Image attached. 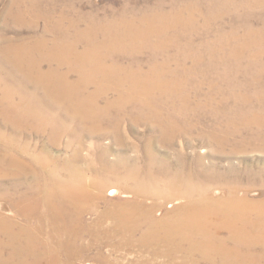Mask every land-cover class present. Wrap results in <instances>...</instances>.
Here are the masks:
<instances>
[{"label":"bare ground","instance_id":"bare-ground-1","mask_svg":"<svg viewBox=\"0 0 264 264\" xmlns=\"http://www.w3.org/2000/svg\"><path fill=\"white\" fill-rule=\"evenodd\" d=\"M59 1L11 0L7 7V17L30 30L39 21L45 26L43 34L0 40V116L5 123L38 131L58 127L82 144L88 121L96 128L93 134L102 133L106 119H118L110 115L113 107L124 108L126 102L139 118L163 129L165 143L197 134L203 145L218 151L228 144L232 150L248 142L264 145V0H152L103 13H84L74 0ZM108 92L118 99H106L101 106L99 99ZM79 153L75 150L74 157ZM34 158L41 165L32 175L47 193L38 205L20 211L58 228L67 239L60 243L67 257L84 231L77 215L82 207L111 183L109 194L118 196L121 188L115 186L125 188L127 182L129 199L105 217L115 220L106 230L110 238L129 234L156 254L199 253L209 264H264V200L238 196L237 188L228 186L237 179L227 181L225 173L208 176L203 155L195 160L197 170L188 172L183 154L174 159L177 165H157L154 157L146 169L137 161L129 169L104 161L102 181L75 176L69 166L70 177L63 182L47 169L46 159ZM25 164L8 148L0 153V170L9 166L20 173L27 170ZM209 185L220 188L212 195ZM220 190L226 194L216 196ZM29 196H35L34 189ZM158 197L184 202L158 217L155 200L147 201ZM14 224L12 217L0 215V233L10 238L0 241V264H32L51 256L46 252L28 261L24 254L39 250L29 242L18 244ZM7 248L11 255L3 259Z\"/></svg>","mask_w":264,"mask_h":264},{"label":"rangeland","instance_id":"rangeland-1","mask_svg":"<svg viewBox=\"0 0 264 264\" xmlns=\"http://www.w3.org/2000/svg\"><path fill=\"white\" fill-rule=\"evenodd\" d=\"M151 1L74 0L78 9L84 13L93 11V13H103L106 9V12L113 9L119 10L124 3L131 2L132 6H142L149 4ZM59 3L60 5L63 4L61 0ZM10 4L11 0H0V40L5 35L15 38L28 34H43L45 26L43 21L37 23L38 28L30 30L26 25L8 18L7 7ZM126 67L129 68V66ZM116 95L108 92L99 99L100 105H105L106 99L110 101L118 99ZM124 99L129 101L127 95ZM127 104L125 102L124 108L113 107L110 115L118 116V119L110 120V122L106 119L101 124L100 130L103 131L102 133L93 134L95 132L91 130L96 128L92 126V122L88 121V125L84 128L87 133L82 140V144L73 142L70 135L58 127H49L45 131L25 129L12 123H5L0 116V149L4 150H0V153L7 152L8 148L9 153L16 160L24 161L27 168L25 171L16 173L9 166L4 165L6 169L0 170V204H4L3 207L5 206V209H0V215L13 218L15 222L14 229L20 233L18 244L29 242L30 248L34 245L33 250L35 248L39 250L36 253L32 251L25 253V258L28 261H31L33 257L46 254V252L54 256L52 258L51 256H45L43 260H39L38 263L34 261L32 264H109V261L115 264H209V261L202 258L199 253L192 254L183 251L171 256L165 255L164 252L156 254L150 249L142 248L138 240L127 236L129 234H119L118 237L113 236L110 238L106 234V230L113 227L115 220L105 219V217L108 215L109 210L117 209V207L123 205V201L129 199V184L127 182L123 183L126 186L125 188H122L121 185L115 186L121 188V193L118 196L112 197L109 194V189L114 186L111 183L102 191L101 197L98 196L89 205L86 204L82 207L81 213L77 215L80 216L84 231L77 236L75 246L69 248V251L72 252L71 256L67 257L66 248L62 247L60 249V243L67 241V239L66 236L58 232V228L53 227L46 219L39 220L35 214L28 218L20 211V209H27L30 203L38 205L47 193L42 190L43 185H40V187L36 184V178L31 172V170L40 168L41 165L40 161L34 162L35 156L46 159L48 162L47 169L54 171L56 181L63 182L69 176L65 171L69 166L76 171L75 176L96 177L102 181L105 178L102 177L101 173L104 161L110 163L111 167L112 164H118L119 168L127 165V169H129V163L132 164L133 161H137L138 166H144L143 169H146V164L154 157V159L159 160L157 165L165 161H171L173 165H177L174 159H180L181 154H183L185 158L180 160L185 162L188 172L193 167L194 170H197L195 160L203 155L202 164L206 168L208 176H219L225 173V177L230 176L227 181L237 179L234 185L230 184L228 186L237 188L235 191L238 196L257 201L264 200V183H260V181L264 182V145L257 143V141L252 142V144L248 142L249 144L239 145L237 150H232L234 145L228 144L223 151H218L214 145H203V138L197 137V134L192 135L193 137L190 139L185 136H175L170 142L165 143L162 138L163 129L150 119L145 121L139 118L132 111L135 110L134 105L130 104L131 106H129V103ZM213 104L216 106V101ZM132 112L133 114H131ZM106 118H109V116H106ZM203 126L200 125L199 128ZM118 134H120V137H118ZM77 149H80V155L74 157L73 154ZM145 149L148 151L147 154L143 152ZM127 173V171L121 172L124 175ZM50 182V185H53V181ZM208 187L209 193L212 195L213 192L215 193L214 189L220 188L218 185H209ZM33 189L35 190V196L30 197L29 191ZM220 191H223V193ZM220 191L216 196L226 194L224 190ZM93 192L99 194V190L96 188ZM56 193L58 196L55 199L61 201L63 196L57 191ZM26 195L28 196L26 197ZM153 200L156 202L154 211L158 217L165 216L174 207L184 202L183 199L177 197L171 201H167L163 197L148 199L147 201ZM25 228H30L33 235L27 232ZM8 239L10 240L6 233L2 231L0 241L7 242ZM65 243L67 244V242ZM10 251V248L3 251L5 256L3 259L10 257ZM101 255L104 256V259Z\"/></svg>","mask_w":264,"mask_h":264}]
</instances>
